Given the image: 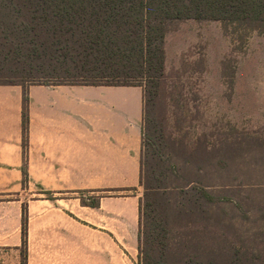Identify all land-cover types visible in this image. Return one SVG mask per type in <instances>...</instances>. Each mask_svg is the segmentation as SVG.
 Segmentation results:
<instances>
[{"label": "rangeland", "instance_id": "obj_1", "mask_svg": "<svg viewBox=\"0 0 264 264\" xmlns=\"http://www.w3.org/2000/svg\"><path fill=\"white\" fill-rule=\"evenodd\" d=\"M198 25L169 37L160 95L146 108L148 172L164 169L169 185L188 189L166 195V264H264V23ZM9 47L8 59L0 58V82L147 80L138 69L129 76L110 65L81 66L58 53ZM201 186L214 194L213 203L200 198L195 187ZM29 188L21 199L40 191L35 184ZM140 247L161 254L156 240H141Z\"/></svg>", "mask_w": 264, "mask_h": 264}, {"label": "crops", "instance_id": "obj_2", "mask_svg": "<svg viewBox=\"0 0 264 264\" xmlns=\"http://www.w3.org/2000/svg\"><path fill=\"white\" fill-rule=\"evenodd\" d=\"M207 21L176 20L165 44ZM27 91L24 149V86L0 84V264H137L143 86L50 81ZM31 184L40 191L21 199Z\"/></svg>", "mask_w": 264, "mask_h": 264}, {"label": "trees", "instance_id": "obj_3", "mask_svg": "<svg viewBox=\"0 0 264 264\" xmlns=\"http://www.w3.org/2000/svg\"><path fill=\"white\" fill-rule=\"evenodd\" d=\"M187 18L221 20L241 25L255 21L264 23V0H0V58L7 60L11 55L5 47L17 46L38 53H58L63 61L74 60L77 64L80 62L81 66L95 63L102 67L110 65L128 75L130 71L138 69L140 74L137 76H145L146 83L92 81L89 84H144L146 123V108L160 95L164 76L165 37L170 29L167 23L169 20ZM117 74L118 71L92 76L97 79ZM20 84L24 86L23 144L24 149H27L28 84ZM23 169L25 186L28 182L26 163ZM167 178L164 169L154 168L148 172L143 140L140 185L144 191L139 204V236L140 241L151 244L156 240L161 254L154 257L149 252H142L140 247L141 264H166L165 240L169 232L170 204L166 195L175 189L188 192L180 183L169 185ZM195 188H199L201 199L205 198L208 203L215 201L214 194L204 186ZM43 192L54 199L51 191ZM82 202L96 206L99 197L83 196ZM23 219L25 221L26 217ZM241 264L248 263L243 261Z\"/></svg>", "mask_w": 264, "mask_h": 264}]
</instances>
